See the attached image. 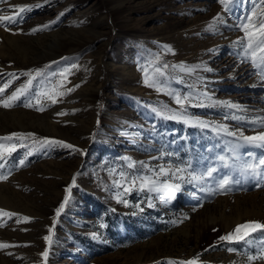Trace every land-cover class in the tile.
Instances as JSON below:
<instances>
[{"label": "rangeland", "instance_id": "obj_1", "mask_svg": "<svg viewBox=\"0 0 264 264\" xmlns=\"http://www.w3.org/2000/svg\"><path fill=\"white\" fill-rule=\"evenodd\" d=\"M17 6L32 10L0 23V87L18 77L0 99L42 74L0 106V137L34 134L0 141V210L16 214L0 213V264H264V229L219 240L264 224V165L245 171L264 147L240 138L264 132V62L239 27L260 30L264 0H0V16Z\"/></svg>", "mask_w": 264, "mask_h": 264}, {"label": "snow or ice", "instance_id": "obj_2", "mask_svg": "<svg viewBox=\"0 0 264 264\" xmlns=\"http://www.w3.org/2000/svg\"><path fill=\"white\" fill-rule=\"evenodd\" d=\"M220 3H225V0H219ZM18 7V12L15 15H10V16H0V23H10V24H15L20 22L23 19V14L25 12H30L32 10L31 6H17ZM64 13H60V15L62 16ZM57 19H59V16L57 17ZM248 23H243L241 24L239 27L241 29V31L244 32V38L247 40V45L246 48L251 51V55H252V59H253V63L256 62L257 60V51H252L253 48L258 47V51H259V59L264 62V21L260 22L259 24V31H250L251 28L254 27V25L252 24V17H248ZM56 21H50L48 24H44V25H38L36 27H34L33 29H31L32 33H35L37 31L43 30V29H47L49 27L50 24L55 23ZM211 27V26H210ZM164 47H168V46H164ZM170 50V49H169ZM47 67V66H46ZM77 67L76 65H73V68ZM167 67V66H165ZM68 70H65V72H67ZM157 71L159 72L160 70L157 69ZM42 74V70L40 69H36L34 70V74L32 71H29L27 73H24V75H26L28 77V80L26 81L25 84H23L21 87L16 88V90L14 92H12V94L10 96H7L5 99H0V106H3L4 108H11L13 107L17 101H19L21 99V97H24L28 92L29 89L32 86V82L33 80L36 79V77L41 76ZM11 76V79L5 83L3 85V87H0V93L5 92V90L9 87V85L12 83V80H16L18 77L12 73L9 74ZM61 75L63 76L64 73H61ZM146 84H149L148 80H145ZM62 86V85H61ZM151 86V85H149ZM76 87H79V85H77ZM74 89H67L68 92L73 91ZM66 93L63 91L60 92H55V95L50 94L48 92H42L40 94H38V99H37V103H39V96H45L47 97L48 100L51 101V103L55 104L58 102L57 97L63 96ZM185 99H187L185 97ZM177 103L182 104L183 101L177 97ZM25 107H32L33 105L31 103H26L24 105ZM231 107H238L237 105H231ZM38 111H43L44 109L42 107L37 108ZM64 113H59L58 115H63ZM169 119H177L180 118L179 114H176L172 117H167ZM261 124H264V120L260 121ZM202 126H206L203 125ZM223 131L227 132V129L224 128L222 129ZM25 135L27 136H33L34 134L32 133H28V134H23V133H11L8 136L5 137H0V141H11L13 138L15 137H19V138H23ZM229 135H235V133H229ZM240 138L248 143V144H252V145H256L259 147H264V132H260L257 135L254 136H244L242 133L240 134ZM45 144H60L63 145L64 147H68V148H74V146L66 144L63 141H50L48 139H44L43 142L41 143V146L45 145ZM75 150V149H74ZM16 151V147H10L7 149V155H11V153ZM32 153L29 152L28 155H31ZM5 155V145L3 143H0V158H2ZM223 159V158H221ZM21 165L24 164V161L21 160L20 161ZM260 165H264V159H261L259 161V165L257 164H247L245 165V171L249 174V175H256L257 173V169L259 168ZM0 167H2V165H0ZM129 167H132V165H129ZM178 172H182L184 171L183 169H178ZM216 171V169H209L207 171V173L205 175L211 177L213 175V173ZM163 172V170H162ZM7 176H3L0 175V180H6ZM195 179V178H194ZM232 183V181L228 178L225 177L223 180L220 181L219 187L220 189H226L227 186H229ZM76 184V177L74 175L73 177V181L72 184H70L68 186V189H66V192L71 189L73 186H75ZM133 184H135V181H133ZM155 182L150 180L149 178H142L141 181V189L144 188H148L149 191H158V188L156 187H150V185H154ZM259 186V185H258ZM177 187H179L177 185ZM131 191V189L126 188L125 192H129ZM69 200V196L65 195L64 197V201L60 204V206L56 209V215L57 217L60 215V213L63 211V209L65 208L66 203ZM126 203V201H121ZM149 206H152L151 204ZM0 213H2L3 215L6 216H14L16 215L15 213H9V212H5L4 210H0ZM25 221L29 220V217H24L23 218ZM19 222V221H18ZM53 223H56V220L54 218ZM258 229H264V224H261L259 222H247L245 224H240L236 226V229L234 230V233H228L227 235L221 236L219 237L220 241H226V240H243L245 239V237L247 235H249L250 232H255ZM242 230H244L242 232ZM51 233V229L49 230ZM215 231V229H214ZM44 240L46 242L51 243V236H45ZM9 247L8 244L5 243H0V248H7ZM231 250V249H230ZM44 257H47L48 255V248H45V251L41 254ZM256 257H249V260L255 259ZM181 264H197L196 259H192L189 261H184L181 262Z\"/></svg>", "mask_w": 264, "mask_h": 264}, {"label": "bare ground", "instance_id": "obj_3", "mask_svg": "<svg viewBox=\"0 0 264 264\" xmlns=\"http://www.w3.org/2000/svg\"><path fill=\"white\" fill-rule=\"evenodd\" d=\"M59 55V54H58ZM56 57V56H55ZM24 115V114H23ZM29 117V116H28Z\"/></svg>", "mask_w": 264, "mask_h": 264}]
</instances>
